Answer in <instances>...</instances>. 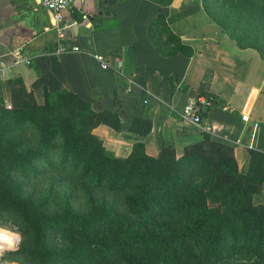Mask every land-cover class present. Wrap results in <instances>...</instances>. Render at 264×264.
<instances>
[{
  "label": "trees",
  "instance_id": "obj_1",
  "mask_svg": "<svg viewBox=\"0 0 264 264\" xmlns=\"http://www.w3.org/2000/svg\"><path fill=\"white\" fill-rule=\"evenodd\" d=\"M201 6L237 47L264 59L256 44L264 39L257 26L264 23V0H201ZM254 24L242 44L236 27ZM147 33L162 56L193 54L162 14ZM7 82L8 108L0 98V222L25 237L10 257L21 264H264V203L252 202L264 181V150L248 148L239 171L232 148L203 132L179 156L171 145L150 156L140 141L125 156H112L92 129L103 124L118 131L115 112L95 111L68 89L42 86L37 102L19 76ZM26 126L35 131L31 144L21 135ZM149 130L147 119L128 125L138 136ZM45 171L83 187L85 209H73L65 198L47 209L48 189L39 196L24 189Z\"/></svg>",
  "mask_w": 264,
  "mask_h": 264
},
{
  "label": "crops",
  "instance_id": "obj_2",
  "mask_svg": "<svg viewBox=\"0 0 264 264\" xmlns=\"http://www.w3.org/2000/svg\"><path fill=\"white\" fill-rule=\"evenodd\" d=\"M157 14L191 46V56L156 51L147 26ZM207 24L201 0H86L65 11L60 22L37 0H0V54L20 48L30 58L28 64L0 58V98L9 104L7 81L14 76L37 102L42 86L49 92L68 89L91 109L117 114L118 131L103 124L92 129L109 155L123 157L140 141L150 156L162 145H171L179 156L205 132L229 145L237 169L244 171L247 149L264 150V59L222 32H209ZM58 44L77 50L59 53ZM94 54L101 55L106 68ZM200 93L211 96L212 103L196 125L181 111ZM134 118L150 121L145 136L128 131ZM261 199L264 181L252 195L253 203H264Z\"/></svg>",
  "mask_w": 264,
  "mask_h": 264
},
{
  "label": "rangeland",
  "instance_id": "obj_3",
  "mask_svg": "<svg viewBox=\"0 0 264 264\" xmlns=\"http://www.w3.org/2000/svg\"><path fill=\"white\" fill-rule=\"evenodd\" d=\"M232 9H234V7H232ZM206 18H207V23H208L207 24V30L209 32L211 31V29L216 31V32L217 31L222 32L230 40H232L234 42V40L232 38H230L225 33V31L222 30L215 23L213 18H211L207 14H206ZM241 19H242V17L239 19V21H241ZM228 22H230V21H228ZM247 22L248 21L245 20V22H240V23H242V25H244V24L246 25V24H248ZM261 23L262 22H259L257 24V26L262 25L261 26L262 28L260 29V33L264 30V23H262V24ZM254 27H256L255 24L253 25V27L246 28L245 30H241L240 26L236 27L237 31L242 33L241 35L244 37V39H242V44H247L246 36L251 37L253 35L252 31L254 30ZM258 32H259V30H258ZM260 41H261V43L258 42L256 44L260 45L264 49V45H263L264 39L261 38ZM40 100L41 99H39V101ZM21 135L23 136V138H25L27 143H30V144L36 138L35 131L29 126H26L22 130ZM24 189L26 191L34 192L36 194V196H39V195L45 193L48 189L50 191V198H49V205H48L47 209L59 208V206L62 203L61 201L63 200V198H65L71 204L73 209H76L79 211H82L85 209L86 203H85L83 187H80L79 185L70 182L66 178L65 174H59L56 172L45 171L39 177L32 178V179H29L28 181H26ZM105 198H107V197H105ZM255 201H256V199H255ZM261 201H264V199H261ZM0 227H1L0 229H5L6 231H9L11 233L16 234V237H17V238H14L13 246L16 243L15 247L13 249H9L7 251H4V253L2 254V256L0 258V264H7V263L8 264H21L20 262L17 261V258L20 259V257H18L17 255H16V257H10V255L8 254V251L15 250L17 248L18 243L20 241H22L25 237L21 240L22 236L18 232L17 227L10 222L4 223V224L0 222ZM7 247H9V246H7V245L4 246V248H7Z\"/></svg>",
  "mask_w": 264,
  "mask_h": 264
},
{
  "label": "built area",
  "instance_id": "obj_4",
  "mask_svg": "<svg viewBox=\"0 0 264 264\" xmlns=\"http://www.w3.org/2000/svg\"><path fill=\"white\" fill-rule=\"evenodd\" d=\"M84 1L86 0H37V4L40 5L44 10L50 13L53 21L60 22L62 20L63 13L65 11H68L69 9H71V7L75 5V3L81 4ZM76 50H77V47H71V49L67 50L61 44H58L57 46V52L59 53H68L70 51H76ZM21 51L22 49L18 48L17 50L0 54V58L5 57V56H11L13 60L12 62L14 64H17V63L28 64L30 62V58L24 56ZM94 58L100 61L101 68H106L107 65L104 59L101 57V55L94 54ZM210 102H211L210 96L208 97V96H204L200 94L196 95L193 101L188 102L187 104L184 105L181 111V116L187 121L191 122L192 124L198 125L200 123L199 111H201V109L204 110L205 107H208L211 104ZM4 106L8 108L9 104H6ZM240 118L242 120H246L247 119L246 113L245 114L242 113ZM15 245L12 247L4 248L3 251L0 252V258L2 254L4 253V251L13 249Z\"/></svg>",
  "mask_w": 264,
  "mask_h": 264
},
{
  "label": "clouds",
  "instance_id": "obj_5",
  "mask_svg": "<svg viewBox=\"0 0 264 264\" xmlns=\"http://www.w3.org/2000/svg\"><path fill=\"white\" fill-rule=\"evenodd\" d=\"M14 238H17L16 234L9 233L5 229H0V252L3 251L5 245L12 247L14 244Z\"/></svg>",
  "mask_w": 264,
  "mask_h": 264
},
{
  "label": "bare ground",
  "instance_id": "obj_6",
  "mask_svg": "<svg viewBox=\"0 0 264 264\" xmlns=\"http://www.w3.org/2000/svg\"><path fill=\"white\" fill-rule=\"evenodd\" d=\"M9 232V231H8ZM9 233H11V232H9ZM8 264V263H7Z\"/></svg>",
  "mask_w": 264,
  "mask_h": 264
}]
</instances>
